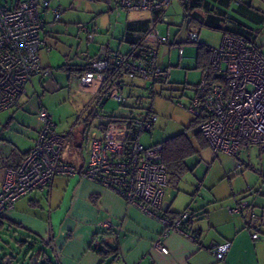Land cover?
<instances>
[{"label": "crops", "instance_id": "1", "mask_svg": "<svg viewBox=\"0 0 264 264\" xmlns=\"http://www.w3.org/2000/svg\"><path fill=\"white\" fill-rule=\"evenodd\" d=\"M110 2L106 3L108 6L105 12L108 20L103 27L106 37L104 42L100 43L97 54L89 58L75 54L73 61H69L71 58L69 54L62 51L60 45L65 47L67 45L60 42L59 32L56 31L61 22L63 28L68 29L70 20H66L64 16L59 21L54 20L49 9L43 11L48 12L50 19L44 21L45 26L40 33L42 42L39 50L42 48L46 53L45 57L41 58L38 51L42 68L51 65L50 51L57 48L63 56L57 69L74 71L79 84L81 69L102 50L130 52L150 24L152 15L144 10H122L125 12L123 26L117 38L118 44L113 48L112 39L109 37L112 29L111 15L117 10L114 8L118 5L117 0ZM237 7L241 14L239 16L245 17L243 24L249 26L244 29L246 32L243 34L253 38L255 43L259 28L256 29L253 23L258 27L259 21L264 22V15H259V9L252 6V0H238ZM93 18V27L97 28L95 23L97 18L96 16ZM166 20L167 17L163 14L162 21ZM79 27L84 29L83 25ZM86 28L89 30L88 26ZM185 37L186 34L182 40ZM256 47L264 55L262 49L264 47ZM74 61L76 62L73 64L69 63ZM53 66L55 65L50 67ZM127 77L128 75H122L120 78L122 84ZM37 79L30 81L33 90L37 84L42 87L44 79L41 76ZM84 91L88 92L91 100L98 102L100 93L95 95L89 90ZM24 94L11 110L0 112V115L6 113L2 115L4 124L0 120L1 128L7 130L14 120L17 123L15 135L3 136L0 133V185L5 171L14 168L22 156L33 147L40 128L36 111L35 114H31L22 109L21 98ZM107 97L108 95L105 99ZM102 98L99 104L105 102L104 99L100 103ZM15 108L16 111L13 110ZM93 114L91 117L97 115L95 112ZM102 123L95 126L96 130L95 127L93 129L82 127L79 133L83 135L84 149L80 147L81 139L78 138L80 140L75 141L76 149L72 151L73 154L64 161L75 165L86 162L88 141L91 137H99L102 134L100 129ZM243 144L248 143L242 142L233 155L215 153L218 159L212 164L216 166L215 173L208 179L204 176L201 186L195 190L190 186L181 191L179 195L181 194L183 203L180 206L175 205L174 199L172 201L176 185L166 187L164 209H169L175 214L189 208L187 211L191 218L189 226L186 225L188 228L186 231L167 229L160 215L143 211L128 203L115 190L103 186L96 180L76 174L57 175L49 185L31 190L16 200L13 208L0 218V240H4L3 236L8 235L19 248H25L28 257L37 255L38 259L45 260L44 264H264V169L257 170L236 156L237 151H248L250 146L242 147ZM259 147L264 151V144ZM208 148L206 146L202 149ZM206 155L212 156L210 150L206 151ZM189 158L186 159L187 167ZM212 165L209 164V167ZM195 184L197 185V182ZM240 200L246 203V209L242 213L231 212L230 209ZM182 207L183 210L178 211ZM251 215L255 216L256 222L253 225L249 224ZM105 222L109 223L108 227L104 225ZM252 232H257L259 237L253 239ZM94 239L99 242L96 250L92 246ZM158 240L167 248L166 254L153 246ZM223 242H230V247L225 258L217 260L211 248ZM1 258L0 264H7L11 255Z\"/></svg>", "mask_w": 264, "mask_h": 264}, {"label": "built area", "instance_id": "2", "mask_svg": "<svg viewBox=\"0 0 264 264\" xmlns=\"http://www.w3.org/2000/svg\"><path fill=\"white\" fill-rule=\"evenodd\" d=\"M171 1L117 0V5L122 10H144L153 15L165 10ZM5 4L0 0V112L16 105L34 75L49 73L48 68H42L38 54L44 26L42 12L49 9V1L18 0L11 7ZM50 11L58 20L61 10ZM162 20L159 17L152 21L132 53L107 58L102 50L79 77L80 86L95 95L106 91L112 99L124 101L123 84L114 74L107 75L111 64L126 70L130 78L149 80L150 89L152 83L168 80L171 70L158 60V48L167 44L182 57L187 44H196L199 35L190 29L185 40L176 43L157 28V22ZM83 28L92 41L96 31ZM207 50L208 63L201 71L188 110L198 119L197 128L208 147L214 153L233 155L242 142L264 144V55L254 45L230 34L223 35L218 46L210 45ZM37 118L40 128L33 147L16 167L5 171L0 185V218L16 200L49 185L57 175L77 174L96 180L150 214L158 215L157 210L165 208L168 177L160 162L161 144L146 146L140 141L142 133L152 129L155 114L134 118L137 131L128 142V122L111 123L99 137L89 139L88 158L82 165L62 159L68 135L56 131L51 112L39 107ZM245 209L246 203L240 200L230 211L242 213ZM188 214L183 211L174 219L160 218L167 229H179ZM255 222L251 215L249 224ZM104 225L108 227L109 223ZM251 237L256 239L259 234L252 232ZM98 244L94 239L92 246L97 249ZM153 246L167 253L159 240ZM229 247L230 242H223L211 249L217 260H223Z\"/></svg>", "mask_w": 264, "mask_h": 264}, {"label": "rangeland", "instance_id": "3", "mask_svg": "<svg viewBox=\"0 0 264 264\" xmlns=\"http://www.w3.org/2000/svg\"><path fill=\"white\" fill-rule=\"evenodd\" d=\"M17 1L1 0L3 4L7 2L5 5L9 7ZM48 1L49 10L52 8L61 10L58 21L63 16L66 20H70V23H68L70 27L68 29L63 28L62 22L60 23L61 26L56 29L59 32L58 39L60 42L67 45L66 47L64 45L60 46L62 51L68 53L71 57L69 61L74 60L75 54L80 57L85 56V58L96 55L100 43L104 42L106 37L103 29L108 20L107 12H105L108 6L106 5V0ZM252 6L259 9V15H264V0H252ZM232 7H236L234 2L230 4L227 10L236 16L241 15L239 13L235 14ZM114 9L117 10L113 11L111 15L112 29L109 35L110 40L112 39L113 42L111 44L113 48L118 44L117 38L122 29L125 16V12L122 9L120 10L119 7ZM100 10L103 12L100 13ZM164 14L167 20L157 22V28L162 33H168L172 41L176 39V42H179V40L182 41L188 28L197 30L199 32L198 41L204 44L218 46L222 40V32L220 30L208 28L200 23H189L185 21L180 0H172L165 9ZM95 16L97 18L95 21L97 28L93 27V17ZM42 17L44 21L50 19L48 12H43ZM79 24L81 26L83 25V27L88 26L89 31H96L92 41L88 40L87 33L84 29L78 28L80 26ZM253 24L256 29L259 28L255 45L262 48L264 47V22L259 21L258 27L255 26V23ZM97 31H99L98 34ZM111 33L113 34L112 37ZM158 49V60L164 64L163 66H169L171 70L167 83L153 85L155 93L152 96L149 88V80L140 77L133 79L127 77L123 80L124 84L122 86L124 101L118 102L108 96L104 103L99 104L97 100H91L88 92L84 91L80 84H78V77L74 71L68 72L57 69V65L61 63L63 56L59 49L53 48L50 51L49 59L51 60V65L55 66L51 68V65L48 64L50 66L47 67L49 70L47 75L37 74L32 78L33 80H38L37 78L41 76L44 79L42 81V87L37 84L36 89L33 90L30 87V82L26 84L25 94L21 98L22 109L28 113L35 114V111L37 112L39 107H45L52 114L56 131L58 133L63 132L64 134H67L68 131L70 132L68 133V139L63 149V160L66 157H71L73 154L72 151L76 149L75 141L78 138L81 139L80 147L82 150L84 149L85 142L82 140L83 135L79 133L82 127L93 129L99 123L107 121V117L110 115L140 117L145 115L150 107H152V111L156 114V120L150 132H144L140 137V141L144 145H153L173 135L185 133L192 141L195 149H198V142L194 137V115L188 110L190 97L195 92L196 86L201 78V70L196 67L197 48L195 44H187L182 57L179 56L177 49L170 50L167 44L161 45ZM39 51L41 58H44L46 55L44 53L45 51L42 48ZM83 60L86 61V59ZM75 62L69 63L73 64ZM13 110L16 111V108ZM90 112H95L97 115L91 117L89 115ZM2 115H0V120L3 119ZM14 117L16 116L14 115ZM2 124H4L3 120ZM11 124L12 126L7 130L0 126L1 135H15L17 123L14 120ZM244 146H250L248 147V151H237L236 156L244 159L246 163H249L251 167L257 170L264 169V151L260 149L259 146L261 145L248 143L247 145L243 144L242 147ZM208 150H210L212 156L206 155V151L208 152ZM218 154L221 155L223 153ZM215 161H218L217 156L215 157V153L210 148L200 150L187 160L189 169L180 175L172 194V201L174 199L175 205L180 206L183 203L181 201V194L179 195L181 191H185L190 186L193 187L191 189L195 190L196 187L201 186L204 176L208 179L215 173L216 166L215 164L214 166L212 165ZM209 164L212 165L211 168ZM194 182H197V185ZM183 208H180L181 210L178 211H182ZM3 237L4 240H0V261L2 260L1 257L4 256V258H7V256L11 255V259L7 264H30L33 256L30 255L28 257L25 254V248H19L16 242L10 239L8 235H4ZM44 262L45 260L40 258L36 264H44Z\"/></svg>", "mask_w": 264, "mask_h": 264}, {"label": "trees", "instance_id": "4", "mask_svg": "<svg viewBox=\"0 0 264 264\" xmlns=\"http://www.w3.org/2000/svg\"><path fill=\"white\" fill-rule=\"evenodd\" d=\"M180 2H181L182 9L184 12L185 21H187L189 23H191V22L197 23L198 22V24L200 23V24H202L208 28L220 30L222 32V36L225 34H230V35L239 37V38L243 39L246 43L252 44L256 47V45L254 43V39L253 38L251 39L248 36H246L245 34H243V32H246V31H244V29L248 28L249 26L247 24H243L244 23L243 19L240 16H238V15L236 16V15L230 13L229 10H227L229 8L230 4L232 2H234L236 7H234V8L232 7V10H234V13L236 12L238 14L239 13V10H237L238 0H180ZM16 3H15V5H16ZM163 11L164 10L156 11L151 17L150 24L152 23V21H157L159 19V17H163V14H164ZM160 15H162V16H160ZM150 24L148 25V27L150 26ZM148 27H147V29H148ZM144 32L142 33V35L144 34ZM141 38H142V36H141ZM184 40L179 41V42L175 41V42L176 43H182ZM135 45H134V47H135ZM195 46L197 48L196 67L202 71V69L208 63L209 55H208L207 49L210 45H207V44H204L202 42L197 41ZM134 47H133V49H134ZM133 49L130 52H127L126 54L132 53ZM118 53L119 52H108L105 49L104 55L107 58H109V57H113V56L117 55ZM89 65H90V62L81 69V72L83 73V71L85 69H87L89 67ZM82 73H81V75H82ZM111 74H114L116 76V78H119V82H121V83H122V81H120V78L122 77V75L127 76L126 70L116 68L113 64H111V66L109 67V71L107 72V75H111ZM168 80H163V81L158 82V83H152V89H150L151 90L150 93L152 94V96L155 93L153 85L165 84L168 82ZM106 94H107L106 91H100L98 102L100 101L102 96H107ZM18 102H19V100H18ZM17 103H16V105H17ZM93 113L94 112H90L89 115L92 116ZM36 114H37V112H36ZM150 114H155L152 111V107H150L148 109V111L145 115L140 116V117H147ZM93 115H95V114H93ZM134 118H136V117H133L131 115H129V116L110 115L109 117H107V121L103 122L102 125H100V129L103 132L111 123L126 121V122H128V136H127V142H128L130 139L131 140L133 139V137L137 131V129L134 125ZM193 124H194V129H195V132H194L195 136L194 137L196 138V140L198 142V144H197L198 149L197 148L195 149V147L192 144V141L190 140V138L185 133H179V134L173 135L171 137H168L167 139H165L161 142H158L159 144H161L160 162L163 164V166L166 170V173H167V177H168L167 186L168 185L175 186L177 183V180L180 178V175L185 170L189 169L187 167V164H186L187 158L193 156L195 153H197L199 151V149H202V148L208 146L206 143V140L204 139V137L202 136V134L200 133V131L197 128L198 119L195 117L193 120ZM260 145H262V144H260ZM187 210H189V208H186L184 211H187ZM157 213L161 217H164V218H167L170 220V219H174L181 212L173 214L169 211V209H163V210H159V211L157 210ZM188 213H189V211H188ZM189 218H191V217L188 216L185 220H182L180 222L179 229H182L185 231L188 229L186 227V225L189 226V223H190ZM97 251H101V250H97Z\"/></svg>", "mask_w": 264, "mask_h": 264}, {"label": "water", "instance_id": "5", "mask_svg": "<svg viewBox=\"0 0 264 264\" xmlns=\"http://www.w3.org/2000/svg\"><path fill=\"white\" fill-rule=\"evenodd\" d=\"M105 97H106V96H104V97L102 98V100H101L100 103H102V102L104 101ZM165 206H166V204H165ZM37 261H38V256L35 255V256L32 257V261L30 262V264H36Z\"/></svg>", "mask_w": 264, "mask_h": 264}]
</instances>
